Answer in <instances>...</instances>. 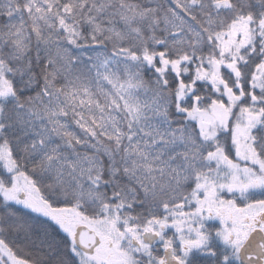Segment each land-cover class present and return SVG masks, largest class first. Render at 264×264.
Listing matches in <instances>:
<instances>
[{
    "label": "snow or ice",
    "instance_id": "6c2138e0",
    "mask_svg": "<svg viewBox=\"0 0 264 264\" xmlns=\"http://www.w3.org/2000/svg\"><path fill=\"white\" fill-rule=\"evenodd\" d=\"M0 264H264V0H0Z\"/></svg>",
    "mask_w": 264,
    "mask_h": 264
},
{
    "label": "flooded vegetation",
    "instance_id": "af4514ba",
    "mask_svg": "<svg viewBox=\"0 0 264 264\" xmlns=\"http://www.w3.org/2000/svg\"><path fill=\"white\" fill-rule=\"evenodd\" d=\"M211 258L204 257L202 260H210Z\"/></svg>",
    "mask_w": 264,
    "mask_h": 264
}]
</instances>
